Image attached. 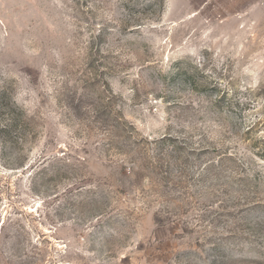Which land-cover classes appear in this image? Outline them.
I'll return each mask as SVG.
<instances>
[{
  "label": "rangeland",
  "instance_id": "rangeland-1",
  "mask_svg": "<svg viewBox=\"0 0 264 264\" xmlns=\"http://www.w3.org/2000/svg\"><path fill=\"white\" fill-rule=\"evenodd\" d=\"M0 264H264V0H0Z\"/></svg>",
  "mask_w": 264,
  "mask_h": 264
},
{
  "label": "trees",
  "instance_id": "trees-1",
  "mask_svg": "<svg viewBox=\"0 0 264 264\" xmlns=\"http://www.w3.org/2000/svg\"><path fill=\"white\" fill-rule=\"evenodd\" d=\"M5 128H6V129H9V126H6ZM5 131H9V130H5Z\"/></svg>",
  "mask_w": 264,
  "mask_h": 264
}]
</instances>
